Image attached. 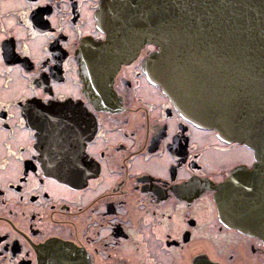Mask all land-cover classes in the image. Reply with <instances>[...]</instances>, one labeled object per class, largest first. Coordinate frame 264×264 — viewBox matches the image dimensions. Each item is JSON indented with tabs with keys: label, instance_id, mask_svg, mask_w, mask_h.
I'll return each instance as SVG.
<instances>
[{
	"label": "flooded vegetation",
	"instance_id": "obj_1",
	"mask_svg": "<svg viewBox=\"0 0 264 264\" xmlns=\"http://www.w3.org/2000/svg\"><path fill=\"white\" fill-rule=\"evenodd\" d=\"M111 1L0 0V264H264L232 223L255 150L182 114Z\"/></svg>",
	"mask_w": 264,
	"mask_h": 264
},
{
	"label": "water",
	"instance_id": "obj_2",
	"mask_svg": "<svg viewBox=\"0 0 264 264\" xmlns=\"http://www.w3.org/2000/svg\"><path fill=\"white\" fill-rule=\"evenodd\" d=\"M106 8L102 25L115 43L158 47L145 63L149 78L186 118L255 150L253 191L237 201L232 223L264 238V0H112Z\"/></svg>",
	"mask_w": 264,
	"mask_h": 264
}]
</instances>
